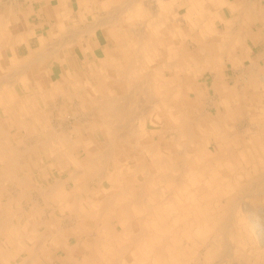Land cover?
<instances>
[{"label": "bare ground", "instance_id": "6f19581e", "mask_svg": "<svg viewBox=\"0 0 264 264\" xmlns=\"http://www.w3.org/2000/svg\"><path fill=\"white\" fill-rule=\"evenodd\" d=\"M129 1L121 5L127 11ZM151 2L143 0L156 9ZM143 3L138 18L145 21ZM188 8L187 20L197 10L198 22L183 33L168 22L170 5L158 7L162 20L153 32L174 41L159 39L153 48L151 40L148 47L141 42L112 71L73 67L62 82L35 79L34 94L32 59L0 79V264H56L60 253L65 264L219 260L217 243L233 234L230 215L244 198L235 192L255 197L248 186L264 175V130L246 141L237 132L246 133L239 119L249 128L264 122V51L242 58L230 38L236 30L219 33L214 14ZM136 33L149 36L146 28ZM180 34L194 40L191 46L178 42ZM205 73L213 79L209 89L199 80ZM15 132L23 137L10 139ZM70 165L75 171L63 178Z\"/></svg>", "mask_w": 264, "mask_h": 264}, {"label": "crops", "instance_id": "0c3cea01", "mask_svg": "<svg viewBox=\"0 0 264 264\" xmlns=\"http://www.w3.org/2000/svg\"><path fill=\"white\" fill-rule=\"evenodd\" d=\"M130 1L128 4H132H130L132 9L127 11V8H124L129 7L126 0H0V79L3 76L9 77L17 66L16 69H19L23 65L26 67V63L35 61L36 58L39 60L38 56L40 57L39 62L33 61L30 62V64L33 63L30 67H28L29 63L27 66L30 71L36 73L37 77L33 76L35 78L30 81L31 87H37L35 79L50 83L62 82L65 75L73 67L82 71H101V67H104V70L112 71L117 63L124 62L125 56L135 53L136 49H139V45L144 43L148 47L147 40H151V48H153L159 39L162 41L174 39L167 32L165 33L166 36L161 37L153 32V28L158 27V24L154 25L155 19L158 22L161 19V14H158L160 12L158 7H162L163 3L171 5L173 10L172 13L170 12L168 22L173 24V28H179L183 33L184 30L191 29L190 21L198 22L199 11L197 10L196 14L194 13L193 16L189 17L192 19L187 20V9L194 4L199 9L202 7L205 11L214 14L215 29L220 31L219 33H228L227 31L230 30L231 26L232 33L236 32L237 35L235 37L231 35L230 38H235L236 44L240 46L237 54L242 58L245 55L255 58L264 51V0H152L151 5L156 6L157 10L148 8L146 22L138 18V3L141 5L143 0L141 2L139 0ZM144 2L147 3L148 0H144ZM145 3L143 5L146 6ZM121 5L125 6L121 7ZM215 7L216 9H214ZM243 8H245L243 11L237 10ZM114 10L115 13H113ZM120 10L122 11L120 12ZM116 12L120 14V17L117 16ZM153 13L156 14L154 18ZM108 15L110 21L106 18ZM114 21H117L116 24ZM136 23L138 24L135 26ZM91 26H94V29ZM137 26H139V30ZM143 28L149 31L147 39L136 33ZM201 29V26L197 30L195 27L193 34L198 35ZM243 31L248 33L244 39H241L240 36H242L241 32ZM195 34L194 38L196 37ZM175 40L177 41V38ZM192 41H194L192 38L182 34L178 36V42H182L181 44L185 46H191ZM45 47L47 50L50 47L54 52L49 53L51 50L49 49L48 52L46 50L49 53L47 56L44 51ZM133 49L134 51H132ZM190 50L195 49L190 47ZM40 52L45 59L38 55ZM237 132L239 136L247 134V131L246 133L239 130ZM242 141L239 140V142Z\"/></svg>", "mask_w": 264, "mask_h": 264}, {"label": "rangeland", "instance_id": "374dc122", "mask_svg": "<svg viewBox=\"0 0 264 264\" xmlns=\"http://www.w3.org/2000/svg\"><path fill=\"white\" fill-rule=\"evenodd\" d=\"M171 7V5H170ZM148 7H146L145 5L142 7V9H145ZM172 8V7H171ZM261 52V50H260ZM259 53V52H258ZM190 66V65H189ZM232 73V71H229L227 74L230 75ZM199 80L201 81L202 84H205L208 89L211 87V83H212V77L210 76L209 73H205L203 74ZM211 81V82H210ZM31 90L34 91V94L38 93V88L37 87H30ZM36 92V93H35ZM212 92V91H211ZM143 103H139V106L142 107V105H140ZM138 104H137V107H139ZM214 111V110H213ZM137 112V111H136ZM54 119V120H53ZM49 118V124L50 126L52 125H55L57 124V117H56V114L54 116V118ZM244 119V118H243ZM241 120L239 119V121L241 122L240 125H242V130H246L247 131V134L246 135H242V138L246 141L247 140V137L250 135H257L258 133L262 132V130H264V126H263V120H262V123L256 121V122H253L252 123V127L250 126L249 128V122L246 121L245 119L244 120ZM238 121V120H237ZM238 121V122H239ZM237 122V123H238ZM234 124V125H237ZM243 123V124H242ZM239 124V123H238ZM248 124V125H246ZM231 127V125H230ZM234 127L236 126H232V128L234 129ZM254 127V128H253ZM259 129V130H258ZM250 130V131H249ZM253 130V131H251ZM238 131V130H237ZM258 131V132H257ZM252 134H250V133ZM23 137V133L22 132H15L13 135H11L10 139L12 140H16V139H19V138H22ZM248 137V138H249ZM75 155L78 157V158H81L82 157V151L81 149L77 148L76 149V152H75ZM70 168H68V170H66L65 172H63L61 174V176H63V178H67L70 174H72L74 171H75V166H69ZM57 175L60 176V173L57 172ZM261 176V175H260ZM258 181H257V180ZM262 182H261V181ZM255 181V182H253ZM251 184V186H248V188L251 187V190L255 189V191L253 190V193H255V197H247V196H244L246 195L245 192H243L242 190H240V192H235V196L237 197V199H239L241 196L244 197L242 198V202L240 204V208L238 209V211L235 213H233V215L231 214L230 216L233 217V223L231 224L232 226V229H233V234L232 235H227L226 238L223 240L225 242H220V243H217L218 245V248L220 249L219 250V260H221L223 257H226V258H223L222 259V263H219V264H264V244L261 245L262 243H264V187L262 185H264V175L261 176V177H255L254 180H253ZM257 182H258V185H257ZM260 183V184H259ZM256 184V185H255ZM255 185V187H254ZM262 187H261V186ZM256 186H257V189L259 188V192H257L258 190H256ZM261 188H260V187ZM261 191V192H260ZM263 191V193H262ZM257 192V193H256ZM259 193V194H258ZM262 193V194H261ZM243 194V195H242ZM0 201L2 202H5V199L6 197L4 195H1L0 196ZM243 203V205H242ZM245 203V204H244ZM249 203V204H248ZM242 205V206H241ZM247 205V206H246ZM252 206V207H249V206ZM244 206H245V210L244 209ZM243 207V208H242ZM253 208V209H252ZM249 209V210H248ZM254 211H252V210ZM256 211H255V210ZM217 212L216 214L220 215L222 213V210L221 209H215ZM240 210V211H239ZM244 210V211H243ZM251 210V211H250ZM249 211V212H248ZM262 213L261 215L259 214ZM244 213V214H243ZM215 214V215H216ZM244 215V216H243ZM257 215V217H256ZM243 216V218H242ZM231 217V218H232ZM238 217V220H236V218ZM241 217V218H239ZM251 217V219H249ZM247 218V219H246ZM239 219L241 220L239 222ZM258 219V220H257ZM260 219V220H259ZM257 220V222L255 221ZM253 225H252V224ZM257 224V226H255ZM82 226V225H81ZM245 226V227H244ZM257 228V231H256V228ZM263 226V227H262ZM244 227V230H242L241 228ZM254 227V228H253ZM231 228V227H229ZM228 228V229H229ZM248 228V229H247ZM227 229V230H228ZM253 229V230H252ZM230 231V230H229ZM256 231V232H255ZM250 232V233H249ZM261 232V233H260ZM228 234V232H226ZM236 233V234H235ZM255 233V234H254ZM235 234V235H234ZM258 235V236H257ZM260 235V236H259ZM263 235V237H262ZM236 236V237H235ZM241 236V237H240ZM262 237V238H261ZM239 238V239H238ZM259 238V239H258ZM259 240V241H258ZM241 241V242H240ZM263 241V242H262ZM74 242V241H73ZM228 242V243H227ZM237 242V243H236ZM225 243V244H224ZM232 243H233V247H232ZM225 245V247H224ZM232 247V250L228 247ZM227 246V247H226ZM235 246V247H234ZM223 248V249H222ZM225 248V249H224ZM227 248V249H226ZM262 248V249H261ZM225 250L223 253L222 251ZM229 250V251H228ZM242 253H241V252ZM222 254H221V253ZM240 252V253H239ZM231 253V254H230ZM252 253V254H251ZM84 253H82V255L80 256L81 260L84 259V257H88V256H85ZM226 255V256H225ZM235 255V256H234ZM222 256V257H221ZM249 256V257H248ZM221 257V259H220ZM252 257V258H251ZM259 257V258H258ZM256 258V259H255ZM53 259L56 260V264H65V261L67 259V256L64 255L63 253H60L58 254L56 257L53 256ZM229 259V260H228ZM64 260V261H63ZM219 260H216L214 259L212 262H206V264H217L218 262H221ZM234 260V261H233ZM248 260V262H247ZM233 261V262H232ZM250 262V263H249Z\"/></svg>", "mask_w": 264, "mask_h": 264}]
</instances>
